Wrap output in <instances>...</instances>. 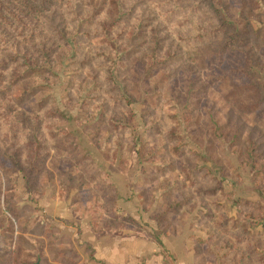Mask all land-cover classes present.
Here are the masks:
<instances>
[{"label": "rangeland", "instance_id": "rangeland-1", "mask_svg": "<svg viewBox=\"0 0 264 264\" xmlns=\"http://www.w3.org/2000/svg\"><path fill=\"white\" fill-rule=\"evenodd\" d=\"M171 218L264 264V0H0V264Z\"/></svg>", "mask_w": 264, "mask_h": 264}, {"label": "crops", "instance_id": "crops-1", "mask_svg": "<svg viewBox=\"0 0 264 264\" xmlns=\"http://www.w3.org/2000/svg\"><path fill=\"white\" fill-rule=\"evenodd\" d=\"M118 195L120 197V194ZM112 209L116 211L118 205H114ZM137 213L138 211L135 215H138ZM175 221L176 218H171L160 227L159 223L150 225L148 228L151 232L145 231V234L130 228L114 227L102 229L103 232L100 233V231H94V223L89 222L84 226L85 228H82L83 235L88 233L87 237L82 236L80 241L83 246L84 243L91 245L93 254L89 256L81 248V264H196L199 257L202 259L206 256L204 252L207 241L200 236L202 230L204 234L206 233V229H202L200 225H193L189 232L185 226H180ZM211 228L216 230L214 227ZM256 229H258L257 226ZM210 247H216L215 253H209L211 251L209 248V260L203 264L230 262L226 251L218 257L217 250L221 249L220 245L210 244ZM242 259L247 261L246 264L248 263V257H242Z\"/></svg>", "mask_w": 264, "mask_h": 264}, {"label": "trees", "instance_id": "trees-1", "mask_svg": "<svg viewBox=\"0 0 264 264\" xmlns=\"http://www.w3.org/2000/svg\"><path fill=\"white\" fill-rule=\"evenodd\" d=\"M27 3V2H26ZM253 236V235H252ZM242 257H248V254L241 255Z\"/></svg>", "mask_w": 264, "mask_h": 264}, {"label": "water", "instance_id": "water-1", "mask_svg": "<svg viewBox=\"0 0 264 264\" xmlns=\"http://www.w3.org/2000/svg\"><path fill=\"white\" fill-rule=\"evenodd\" d=\"M36 264H39L38 262H36Z\"/></svg>", "mask_w": 264, "mask_h": 264}]
</instances>
